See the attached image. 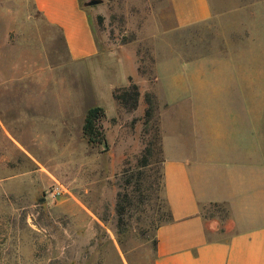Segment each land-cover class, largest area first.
I'll return each mask as SVG.
<instances>
[{
    "label": "rangeland",
    "instance_id": "1",
    "mask_svg": "<svg viewBox=\"0 0 264 264\" xmlns=\"http://www.w3.org/2000/svg\"><path fill=\"white\" fill-rule=\"evenodd\" d=\"M210 1L221 14L191 28L188 57L231 50L261 71L246 92L264 99V0ZM78 2L98 53L72 62L31 0H0V264H152L154 228L168 218L152 80L167 0ZM186 43L171 42V59ZM131 84L139 96L126 110L113 94ZM92 106L103 140L88 143L81 127Z\"/></svg>",
    "mask_w": 264,
    "mask_h": 264
},
{
    "label": "crops",
    "instance_id": "2",
    "mask_svg": "<svg viewBox=\"0 0 264 264\" xmlns=\"http://www.w3.org/2000/svg\"><path fill=\"white\" fill-rule=\"evenodd\" d=\"M31 1L59 30L70 61L97 55L78 0ZM167 4L152 80L169 219L154 229L152 264H264V99L246 92L261 71L238 65L231 50L189 58L198 44L191 28L221 13L210 0ZM178 40L189 44L171 59Z\"/></svg>",
    "mask_w": 264,
    "mask_h": 264
},
{
    "label": "trees",
    "instance_id": "3",
    "mask_svg": "<svg viewBox=\"0 0 264 264\" xmlns=\"http://www.w3.org/2000/svg\"><path fill=\"white\" fill-rule=\"evenodd\" d=\"M113 96L122 108L126 110H132L136 107L139 92H138L137 86L134 84H131L128 87L119 89L117 92L113 94ZM144 100H145V103L147 104V107L144 110V114L148 116L153 106L151 97L148 93L144 94ZM101 114H102V111H101V107L99 106L89 107L87 108L85 112L83 124L81 128H82V134L88 143L100 142L103 140L102 134L97 129L98 126L96 125V120L100 117ZM144 161H145V158H142L141 162H144ZM131 176L132 175L130 174V171L128 168L124 167L121 170L123 188H127L130 184L132 185L133 182L131 181ZM161 186H162V173H161ZM118 201L123 203V205H121L120 202L118 203L119 207L123 209L125 208L126 204L128 205L131 204V199L129 198L128 192L126 190L125 192L118 194ZM168 219H169V213H168V218L165 221H167ZM163 222H160L159 224ZM154 244H155V240L153 239V248H154Z\"/></svg>",
    "mask_w": 264,
    "mask_h": 264
},
{
    "label": "water",
    "instance_id": "4",
    "mask_svg": "<svg viewBox=\"0 0 264 264\" xmlns=\"http://www.w3.org/2000/svg\"><path fill=\"white\" fill-rule=\"evenodd\" d=\"M90 3H94V2H90Z\"/></svg>",
    "mask_w": 264,
    "mask_h": 264
}]
</instances>
